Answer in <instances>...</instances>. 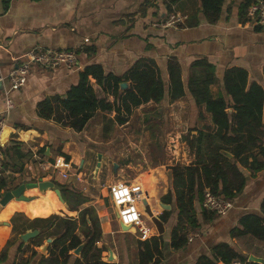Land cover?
I'll list each match as a JSON object with an SVG mask.
<instances>
[{"label": "crops", "instance_id": "1", "mask_svg": "<svg viewBox=\"0 0 264 264\" xmlns=\"http://www.w3.org/2000/svg\"><path fill=\"white\" fill-rule=\"evenodd\" d=\"M242 1L225 0L220 19L211 24L201 14L199 0H181L172 5L173 11L186 16L196 14L198 18L196 26L181 27L182 23L165 25L172 12L166 9L162 0H0V77H6L11 69L21 64L22 55L32 48L72 49L80 66V69L71 71L63 66L45 69L32 64L26 75V82L21 88L11 89L10 82L6 78L0 82V112L4 109L6 97L13 104L6 115L9 133L3 143L5 157L3 166L6 174L2 177L5 184L9 174L15 178L23 176V172L28 175L27 169L30 168V160H27L26 156L28 152L33 153L34 156L36 150L46 152L48 145L63 143L65 140H68L64 143V147H67L75 142L76 139L73 137L78 138L88 122L95 117L96 114L89 119L81 131L77 132L52 119L42 117L38 109V103L45 98L52 96L65 98L70 88L77 84L79 72L89 64H100L104 74L121 75L138 59L150 58L158 66L167 88L168 60L175 58L179 62L181 79L185 83L191 62L207 59L214 65L219 80L222 79L226 67L237 65L248 71L250 80L259 81L264 86L261 73L264 65V27L248 23L246 13L240 12ZM90 81L96 94L101 93L95 80L90 78ZM129 84V82L121 83V90L127 88ZM210 89L216 93L219 88L211 85ZM221 91L225 95V92ZM98 97H103V94H99ZM112 99V96H108L107 101L111 102ZM169 106L172 114L176 116L187 113L190 115L189 127L188 123L178 122L177 119L175 123L178 126L186 125L193 130L201 129L204 124L211 122L210 114L204 110V107L200 109L188 93L169 102ZM199 110L203 112L205 119L199 120ZM191 132L196 133L194 130ZM260 144L264 148V133ZM225 156L233 162L231 153L225 152ZM11 160H15L19 165L17 170L8 167ZM192 161L193 158L189 159L188 164ZM58 163L59 165L63 163L62 156H58ZM240 168L246 176V183L231 200L233 207L226 214L212 215L202 209L198 200L193 201L194 216L198 226L193 229L188 227L187 242L184 247L175 250L170 244L171 229L178 221L175 202L169 205L168 220L162 221V234H158L155 226H149L148 234L157 237L161 252L155 256L157 262L151 261L149 264H195L199 256H210L213 247L220 243H228L243 257L254 255L264 258L263 242L249 234L233 232L235 228H241L238 225L241 216L247 213H259L260 203L264 198V169L251 176L246 167L240 165ZM150 173L157 183L155 174L158 173V169H151ZM227 175L233 181L230 185L233 187L235 178L231 172ZM63 179L65 182L69 178ZM20 184L24 183L21 182L14 188ZM65 184L67 183L61 185L67 187ZM30 188H25L23 193L33 197L34 200L41 196L47 198L49 193L54 194V190L40 194L37 189ZM167 188H171V184ZM167 188L164 194L168 191ZM6 189L10 190L7 184ZM141 193L145 196L143 190ZM34 200H30L29 203ZM151 211L153 214L159 212L153 207ZM18 213L26 215L23 211H9L0 218L2 222L0 229L4 227L8 229L3 237H0V264H41L42 256L47 257L49 253L39 251L38 246L21 240L20 234L12 231L10 219ZM185 225L187 226V223ZM132 229L136 232L135 237L139 245V241L142 240L138 238L135 228L131 227L128 231ZM191 236L192 240L189 241L188 238ZM45 239L43 236L42 243ZM8 241L10 244L7 245ZM3 249H5L4 254ZM141 249L139 245V251L125 249L121 254L113 253V259L108 264H139ZM67 264H72V261Z\"/></svg>", "mask_w": 264, "mask_h": 264}, {"label": "trees", "instance_id": "2", "mask_svg": "<svg viewBox=\"0 0 264 264\" xmlns=\"http://www.w3.org/2000/svg\"><path fill=\"white\" fill-rule=\"evenodd\" d=\"M169 12H174L172 5L181 0H162ZM201 14L208 23H216L222 14L225 0H199ZM255 0H243L240 12L246 13L248 6ZM181 27H193L198 24L196 14L187 15ZM180 24V23H179ZM169 84L166 88L160 70L155 61L150 58H140L123 74H104L100 64H89L79 72L78 82L66 93V97L59 96L45 98L38 103L39 113L46 119H52L74 131H81L97 110L113 112L111 122L123 125L134 108L148 102H171L190 94L195 104L210 114V124H204L201 129H190L182 137L188 145L193 161L188 165H174L170 167L171 188L160 197L165 205L175 202L178 209L177 224L171 229V247L178 250L185 246L189 228L198 226L194 216L193 201L200 203L205 188L223 198L232 200L246 183V176L240 165L246 167L250 175L264 169V148L261 146V136L264 133V86L261 82L250 80L248 71L240 66L226 67L219 80L216 69L207 59H198L191 62L189 74L184 83L181 79V66L172 58L167 62ZM264 78V65L261 68ZM100 87L103 97H98L90 81ZM129 82L127 88H120V84ZM211 85L218 86L213 93ZM225 92V95L222 91ZM112 96L111 102L107 101ZM199 120L205 119L199 110ZM225 152L232 154V161L225 156ZM69 159L66 154H61ZM250 159V160H249ZM53 161V160H52ZM240 164V165H239ZM234 176L233 181L227 173ZM4 178H0V191L5 190ZM71 188V187H70ZM68 190L67 187L62 189ZM2 192V193H3ZM51 192V191H50ZM70 194L77 198L73 205H64L60 197L49 193L47 198L42 196L29 203L11 200L0 212L3 218L9 211H23L11 217L12 231L16 234L26 230H40V233L28 242L36 246L42 245V238L55 236L49 244L47 257L42 256L41 264H108L101 261V248L95 243L101 238L102 230L98 215L91 206L83 207L77 218L72 216L79 206L87 201L74 188ZM63 200L64 197H62ZM104 205H109L106 196L100 195ZM22 205V207H20ZM203 209V208H202ZM205 210V209H204ZM207 211V210H205ZM209 212V211H207ZM57 213V214H55ZM212 215H216L209 212ZM170 211L164 210L159 218L166 222ZM187 223V226L185 225ZM264 198L260 203L259 213H247L238 220L241 228H235L234 233L249 234L264 243ZM52 230H50V228ZM7 228L0 229V237L7 232ZM79 232V233H78ZM5 238V237H4ZM86 241L80 255L69 253ZM10 241L7 242V245ZM142 249L139 252V264L157 262L159 255V241L156 236L150 240L139 241ZM6 249V248H5ZM5 249H3V254ZM247 258L234 251L228 243H220L213 247L211 255H201L195 264H230L233 260L245 261ZM257 264V263H250Z\"/></svg>", "mask_w": 264, "mask_h": 264}, {"label": "rangeland", "instance_id": "3", "mask_svg": "<svg viewBox=\"0 0 264 264\" xmlns=\"http://www.w3.org/2000/svg\"><path fill=\"white\" fill-rule=\"evenodd\" d=\"M94 114H96L95 117L88 122L78 138L73 137L76 139L74 143L64 147L65 141L68 140L63 143L56 142L48 145L45 153L36 150L34 156L33 153L28 152L26 155L27 160H30L28 175L26 176L23 172V176L15 178L9 174L6 184L12 190L21 182L24 184L37 182L38 178H48L57 185L67 183L65 186L68 190H61L60 194L61 198L65 199L62 198V201L71 205L77 202V198L70 194V189L77 190L87 201L81 204L73 215H58L77 218L83 207H93L102 230L101 238L95 246L102 250L101 261L108 263L112 260L109 259L110 253L121 254L125 249L139 251V245L135 237L136 232L133 229L128 231L131 227L122 231L112 205L110 203L107 206L104 205L99 196L101 194L106 196L103 187L116 182L139 185L145 194L142 198L147 201L150 210L153 207L162 212L163 207L160 205L159 197L164 194L167 187H170V167L187 165L189 159L193 158L188 145L182 140L190 129L188 128L190 115L187 113L176 116L172 114L168 102L153 103L151 101L134 108L128 121L123 125L109 121L114 115L113 112ZM177 119L178 122L188 123V127L178 126L175 123ZM61 154H68V162L71 163L70 169L66 171L69 179L65 182L57 170L50 168L44 171L49 163H54L58 156H63ZM15 162L11 160L8 167L17 170L19 165ZM155 168L158 169V173L155 174L157 183L150 173L151 169ZM34 188L38 190L37 187ZM3 191L0 192L1 195ZM23 195L31 199V196L25 192ZM143 209L145 211V206ZM159 212L153 215L159 218ZM142 219L148 227L155 226L146 214L142 216ZM150 237L148 234L142 241ZM69 253H72V250Z\"/></svg>", "mask_w": 264, "mask_h": 264}, {"label": "built area", "instance_id": "4", "mask_svg": "<svg viewBox=\"0 0 264 264\" xmlns=\"http://www.w3.org/2000/svg\"><path fill=\"white\" fill-rule=\"evenodd\" d=\"M186 17V15L173 12L169 15L165 25H176L177 23L183 22ZM246 17L248 23L251 25L264 27V0H255L252 2L247 8ZM22 57L23 61L21 64L11 69L6 77H0V82L5 78L8 79L10 88L14 90L24 86L26 75L29 73L32 64H36L45 69H53L59 66H63L71 71L80 69L76 53L72 49L50 50L32 48L26 51ZM7 93L8 92H6V94ZM12 107L13 104L11 100L6 97L4 109L0 112V177L6 174V170L3 166L5 161L3 143L7 139L4 138V130L7 127L6 115ZM62 157L63 163L61 165H59L57 157L55 162L49 163L44 170L52 168L53 170H57L63 178H67L68 175L66 171L70 169L71 163L68 162L65 156ZM103 190L106 192L110 204L118 213V221L125 226L136 228L140 240L146 239L150 229L142 219V216L145 215L146 212L143 209L144 203L141 197L140 187L136 184L116 182L105 185ZM201 206L203 209L216 215H224L233 207V203L231 200L225 199L220 194L213 193L210 189L206 188L203 191ZM192 236L188 238L189 241L192 240ZM250 263L251 262L246 259L245 261L233 260L230 264Z\"/></svg>", "mask_w": 264, "mask_h": 264}, {"label": "water", "instance_id": "5", "mask_svg": "<svg viewBox=\"0 0 264 264\" xmlns=\"http://www.w3.org/2000/svg\"><path fill=\"white\" fill-rule=\"evenodd\" d=\"M8 127L5 128L4 130V138L6 139L8 137ZM30 187H37L38 190H40L41 192H44L47 189H52L56 192V194L61 198V194L60 191L62 189H64L65 187L62 185H57L55 184L54 181L51 180H43L42 178H39L37 182H32V183H27V184H20L19 186H17L16 188L12 189V190H7L3 193V195L1 196L0 199V210L2 209L3 206H5L10 200L12 199H17V200H29V197L24 196L23 195V191L25 190V188H30ZM144 206H145V212L146 214L149 216L150 220L153 222V224L155 225V228L158 232V234H162L163 233V224L162 221L159 220V218L155 215H153L152 211L150 210L149 205L147 204L146 200H143ZM64 205L67 207V204L64 202ZM160 205L163 207L164 210H169L170 206L169 205H165L160 203ZM68 208V207H67ZM114 214L115 217L118 219V213L116 212V210L114 209ZM2 223V222H0ZM264 224V223H263ZM119 225L121 227L122 230H128L130 228V226H125L123 224H121L119 222ZM40 233V230H30L27 231L25 233L20 234V238L23 241H28L30 238L35 237L36 235H38ZM55 239V236H50L48 238H46V242L40 246H38V250L46 253L49 244ZM86 241L82 242L79 246H77V248L72 250V253L79 256L81 249L83 248V246L85 245ZM109 259H113L112 253L109 254ZM247 260L249 262L252 263H258V264H264V258L261 257H257L254 255H249ZM217 264H222L221 262L217 263Z\"/></svg>", "mask_w": 264, "mask_h": 264}, {"label": "bare ground", "instance_id": "6", "mask_svg": "<svg viewBox=\"0 0 264 264\" xmlns=\"http://www.w3.org/2000/svg\"><path fill=\"white\" fill-rule=\"evenodd\" d=\"M138 186H139V185H138ZM139 187H140V186H139ZM140 188H141V187H140ZM30 189H36V188H30ZM27 190H29V189H27ZM48 190H52V189H47V190H45V191H48ZM45 191H44V192H45ZM38 192H39V191H38ZM44 192H39V193H40V194H43ZM54 194H55L56 196H58V195L56 194L55 191H54ZM58 197H59V196H58ZM141 197H142V193H141ZM32 199H34V198L31 197L30 200H32ZM12 200H14V201H25V202H26V200H17V199H12ZM10 201H11V200H10ZM10 201H9V202H10ZM27 201H29V200H27ZM9 202H8V203H9ZM8 203H7V204H8ZM7 204H6V205H7ZM6 205H5V206H6ZM139 205H140V203H139ZM5 206H4V207H5ZM4 207H3V208H4ZM1 211H2V210H1ZM1 211H0V212H1Z\"/></svg>", "mask_w": 264, "mask_h": 264}, {"label": "flooded vegetation", "instance_id": "7", "mask_svg": "<svg viewBox=\"0 0 264 264\" xmlns=\"http://www.w3.org/2000/svg\"><path fill=\"white\" fill-rule=\"evenodd\" d=\"M61 192V191H60Z\"/></svg>", "mask_w": 264, "mask_h": 264}]
</instances>
